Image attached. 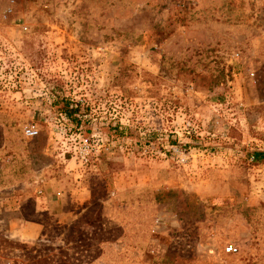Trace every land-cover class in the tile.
Masks as SVG:
<instances>
[{"label": "rangeland", "instance_id": "374dc122", "mask_svg": "<svg viewBox=\"0 0 264 264\" xmlns=\"http://www.w3.org/2000/svg\"><path fill=\"white\" fill-rule=\"evenodd\" d=\"M254 150L264 0H0V264H264Z\"/></svg>", "mask_w": 264, "mask_h": 264}, {"label": "trees", "instance_id": "16d2710c", "mask_svg": "<svg viewBox=\"0 0 264 264\" xmlns=\"http://www.w3.org/2000/svg\"><path fill=\"white\" fill-rule=\"evenodd\" d=\"M55 105H58L59 110L67 115H70L75 111L74 108H69L68 102L65 99H59L58 102L54 103ZM251 157L254 160H260L264 158V151L262 150H254L251 152Z\"/></svg>", "mask_w": 264, "mask_h": 264}, {"label": "built area", "instance_id": "2783aa9c", "mask_svg": "<svg viewBox=\"0 0 264 264\" xmlns=\"http://www.w3.org/2000/svg\"><path fill=\"white\" fill-rule=\"evenodd\" d=\"M23 131H24V134H25L26 136H28V137H32V136H34V135L37 134V130L34 129V128H33L32 126H30V125H28L27 127H25V128L23 129ZM87 154H88V151L85 150V151H83V153H82L81 156H80V161L83 162V164L88 160ZM224 250H225L226 252L230 253V252H235V251H236V248H234L233 246L229 245V246H226V247L224 248Z\"/></svg>", "mask_w": 264, "mask_h": 264}, {"label": "crops", "instance_id": "0c3cea01", "mask_svg": "<svg viewBox=\"0 0 264 264\" xmlns=\"http://www.w3.org/2000/svg\"><path fill=\"white\" fill-rule=\"evenodd\" d=\"M20 220V219H19ZM29 224V227L31 228L30 231H26L28 233V237L32 238L34 236L37 235L38 233V229H39V224L33 222V221H25ZM19 227H22L21 230L17 231V233H22L21 235H24V231H23V228L24 227H27V226H24V224H19Z\"/></svg>", "mask_w": 264, "mask_h": 264}]
</instances>
